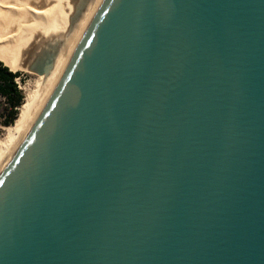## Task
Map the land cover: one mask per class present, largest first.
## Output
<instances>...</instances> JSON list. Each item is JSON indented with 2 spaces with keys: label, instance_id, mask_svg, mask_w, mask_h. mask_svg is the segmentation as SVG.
Segmentation results:
<instances>
[{
  "label": "water",
  "instance_id": "obj_1",
  "mask_svg": "<svg viewBox=\"0 0 264 264\" xmlns=\"http://www.w3.org/2000/svg\"><path fill=\"white\" fill-rule=\"evenodd\" d=\"M0 264H264V0H103L0 169Z\"/></svg>",
  "mask_w": 264,
  "mask_h": 264
},
{
  "label": "bare ground",
  "instance_id": "obj_2",
  "mask_svg": "<svg viewBox=\"0 0 264 264\" xmlns=\"http://www.w3.org/2000/svg\"><path fill=\"white\" fill-rule=\"evenodd\" d=\"M102 1L0 0V63L39 77L0 141V169L37 118Z\"/></svg>",
  "mask_w": 264,
  "mask_h": 264
},
{
  "label": "trees",
  "instance_id": "obj_3",
  "mask_svg": "<svg viewBox=\"0 0 264 264\" xmlns=\"http://www.w3.org/2000/svg\"><path fill=\"white\" fill-rule=\"evenodd\" d=\"M19 73L10 70L0 63V125L11 127L20 116V109L25 103L26 96L19 88L17 79Z\"/></svg>",
  "mask_w": 264,
  "mask_h": 264
},
{
  "label": "rangeland",
  "instance_id": "obj_4",
  "mask_svg": "<svg viewBox=\"0 0 264 264\" xmlns=\"http://www.w3.org/2000/svg\"><path fill=\"white\" fill-rule=\"evenodd\" d=\"M15 73L20 74V78L17 79V82L19 84V88L24 92V94L26 96V99H25V103H26L27 99L32 94L33 90L35 91V88L37 87V84H38L37 82L39 81V77L36 75H33L29 72H26V71H17ZM25 103H24L23 107L25 106ZM4 128H8V127L4 126ZM6 133H7L6 129L0 130L1 139L5 137Z\"/></svg>",
  "mask_w": 264,
  "mask_h": 264
},
{
  "label": "built area",
  "instance_id": "obj_5",
  "mask_svg": "<svg viewBox=\"0 0 264 264\" xmlns=\"http://www.w3.org/2000/svg\"><path fill=\"white\" fill-rule=\"evenodd\" d=\"M18 83V82H17ZM6 128H4L3 126L0 125V130H5ZM0 141H1V134H0Z\"/></svg>",
  "mask_w": 264,
  "mask_h": 264
}]
</instances>
